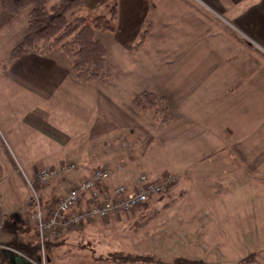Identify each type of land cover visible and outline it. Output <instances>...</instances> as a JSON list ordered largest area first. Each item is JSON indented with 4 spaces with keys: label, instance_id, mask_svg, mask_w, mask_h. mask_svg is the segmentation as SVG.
Listing matches in <instances>:
<instances>
[{
    "label": "crops",
    "instance_id": "0c3cea01",
    "mask_svg": "<svg viewBox=\"0 0 264 264\" xmlns=\"http://www.w3.org/2000/svg\"><path fill=\"white\" fill-rule=\"evenodd\" d=\"M149 1L118 0L115 30L105 33L126 68L93 81L106 77L112 81L108 86L86 88L71 76L58 50L30 51L11 60L0 71V123L30 137L36 133L42 143L43 159L29 160V172L38 162L73 161L75 171L88 178L96 167L123 158L141 163L148 173H162L165 169L148 156L160 122L148 111H136L132 100L143 90L165 95L173 121L163 129L173 134L176 145L164 167L182 176L164 200L151 201H173V212H165L161 222L173 229H165L160 251L220 263L224 254H249L252 246L254 264H264V0ZM22 13L11 15L0 4V53L25 36L28 16ZM149 13L145 41L137 47ZM101 40L109 54V44ZM150 66L157 69L137 73ZM25 139L19 136L18 141ZM186 141L191 143L183 150ZM243 185L253 190L252 204L261 213H227L225 206L246 204L239 197ZM182 186L197 195L205 190V198L177 197ZM212 192L219 195L211 201ZM204 206L206 214L201 213ZM231 217L236 221L232 229ZM0 264H10L3 253Z\"/></svg>",
    "mask_w": 264,
    "mask_h": 264
},
{
    "label": "rangeland",
    "instance_id": "374dc122",
    "mask_svg": "<svg viewBox=\"0 0 264 264\" xmlns=\"http://www.w3.org/2000/svg\"><path fill=\"white\" fill-rule=\"evenodd\" d=\"M106 1L108 0H84L85 9L82 13L86 17L87 23H92L97 16L102 14L110 16L108 13L109 10L106 7L107 4L112 5L114 2H117L118 10V0H111L103 5H99L97 3ZM145 2L148 4L150 1L145 0ZM137 4H142V0H138ZM20 13H22L21 16L24 17L27 15L29 21L28 9L22 10L16 14H9L17 15ZM118 14L119 12L117 13V18L113 20L114 29H97L95 30V38L99 40L103 39L107 44H109V40L108 37H106L105 32L110 34V31L115 30V22L118 19ZM21 18L23 17H20V25L22 23ZM151 19L150 13L145 15V25L142 27L137 42L135 43L137 47L141 46L145 41L148 29L147 27L149 26L148 23L151 22ZM27 30L28 23L26 33ZM142 34H144V37H142ZM16 45L14 44V47ZM11 50H6L4 54L3 52L0 53V71L7 70L10 61L14 60L10 57ZM57 50L66 57L70 74L73 77L71 73V64L74 59L65 54L59 47H56L51 51ZM110 60L113 61V65H111ZM123 61L124 59L121 57V54L115 51L112 44H109V54L107 48V65L105 73L99 78H102L107 74L113 75L117 72V69L126 68L125 63H121ZM146 68H144V74L140 71L137 73L145 76L149 75L147 70L154 71L157 69L156 66ZM73 78L77 80L75 77ZM99 78L93 81H96ZM106 79L108 78L105 77L101 79L102 81L95 83H93V81L86 82L85 86L90 89L88 85H91L90 90L94 91V85L99 84L108 86L112 82ZM149 86L154 88L152 82H149ZM104 89H106L105 86ZM144 91L152 90H143L142 92ZM152 92L156 93L155 91ZM156 94L164 98V104L160 102L156 107L147 109H138L134 106L133 107L136 111H148L150 114L149 116H155V118L159 120L160 125H158V129L155 132L157 138L149 142L148 156H154L156 164L163 167L165 170L162 173L151 174L150 172L148 173L144 171L145 169L141 167V163L127 161L122 158L113 165L101 166L111 169L112 175L106 184L101 185L100 188L105 196H110L112 195L113 189L118 185H124L132 190L140 189L141 184L139 179L142 175H147L151 181H166L168 176H172V180L165 183L162 192L152 194L149 200L144 204L137 205L130 210L113 212L107 217L88 219L80 224L73 223L61 231L52 230L56 234H53L51 230L41 231L40 221L38 218L39 211L42 213L43 222H46L56 209L59 201L69 192L70 189L86 179L85 176L87 175L81 173L79 170L75 171L77 167L73 161H66L59 164L38 162L33 166L34 171L29 172L26 168V164L29 160L43 159V157H39L43 151L40 147L42 143H40V141L37 142L36 133L32 134V137H30L28 132H21L18 131V129L17 131H13L11 130V126L5 125L1 121L0 166L3 165L5 170L2 173L0 172V251L6 247L15 248L24 255H27L33 261V264H170L173 263L176 258H184L181 256L173 257L172 255L168 256L163 254V252L160 251L161 247L158 244L160 241L164 242L163 240L167 235V230L172 228L170 225L166 228L165 225H161V222L162 218L166 215L165 212H173L171 211V204L173 201L171 200L168 205L166 204L168 202H162V205L151 204L153 203L151 201L154 199L159 198L158 200H164L182 176L181 173H177L171 168L164 167L172 158L171 154L175 149L174 147L176 145V141L173 139V134H171L167 128L163 129L164 125L166 126L173 121V115L169 108L167 98L165 95ZM122 96L125 95L121 94L120 97ZM123 100L125 101V97ZM165 106L172 117V120L168 123H163V114L158 112V109ZM19 136L26 139L22 142L18 141ZM190 143V141L183 142V150L188 149ZM32 145L34 147H32ZM49 150L54 151L53 145L49 147ZM46 151L45 155L48 154ZM36 156H38V158H35ZM44 157L46 159L49 156ZM12 163H15V165ZM71 163L75 164V169L67 174H60L49 179H41L38 176L39 172L44 168H55L60 167L63 164ZM35 180L40 183V188L38 190L33 187V182ZM85 193H87V197L84 198V196L81 195L80 202L72 208V213L83 211L89 207V193ZM239 193L240 198H246V204L238 205V207L235 205L225 206L227 208V213L231 216L239 213L253 216V214L257 211L258 213L262 212L257 210V207L252 204V198H250V195H252L253 190H251V188H248L247 185H243L239 190ZM176 194L177 197L180 196L183 200L190 199L192 196H195L197 199L205 198V190H203L202 195H197L194 190H189L188 187L184 186L179 187ZM216 195L219 194H216L215 192L210 194L209 197H213L211 198V201L215 199L214 196ZM257 206L259 208L262 207L261 204ZM207 211V206H204L201 209V213L203 214H206ZM261 215L264 216V213L262 212ZM251 222V227H253V220ZM263 223L264 221H261V224ZM235 224L236 221L233 217H231L229 221V228L232 229ZM245 224L248 225L249 222L247 221ZM227 240L228 242H233L230 237H228ZM15 243L23 244V247L26 246V249L35 246L38 247V245L41 247L34 255H29L28 249L18 248V246H15ZM249 250V254L246 251V253L238 252L235 254H224L223 257L221 256L219 258L220 263L207 262L204 260L199 261L208 264H254V250L252 249V246L248 247V251ZM184 259L190 261L197 260L188 258Z\"/></svg>",
    "mask_w": 264,
    "mask_h": 264
},
{
    "label": "trees",
    "instance_id": "16d2710c",
    "mask_svg": "<svg viewBox=\"0 0 264 264\" xmlns=\"http://www.w3.org/2000/svg\"><path fill=\"white\" fill-rule=\"evenodd\" d=\"M0 2L11 14L29 10L27 33L23 40L11 50V59H17L30 51L45 54L59 47L74 59L71 64V73L78 81L86 83L104 75L107 65V48L101 40L95 38V30L114 29L113 20L117 18L118 13L117 2L106 5L110 16L99 15L92 23H87L82 13L85 9L84 0H0ZM160 102L164 104L163 97L152 91H144L133 100L132 104L135 108L147 109L156 107ZM158 112L163 114V123L172 120L166 106L158 109ZM12 164L15 165V163ZM33 187L38 190L40 183L35 180ZM15 246L21 249L26 247H23L21 243H15ZM40 247L38 245V247L27 248L29 255H34ZM0 252L4 254L3 249ZM170 264L208 263L176 258Z\"/></svg>",
    "mask_w": 264,
    "mask_h": 264
},
{
    "label": "built area",
    "instance_id": "2783aa9c",
    "mask_svg": "<svg viewBox=\"0 0 264 264\" xmlns=\"http://www.w3.org/2000/svg\"><path fill=\"white\" fill-rule=\"evenodd\" d=\"M74 169L75 164L73 163L63 164L60 167L44 168L39 172L38 176L41 179H49L60 174H67ZM111 175V169L98 167L94 169L90 177L69 190L59 201L56 209L46 222H43L42 213L39 211L38 218L41 231H61L73 223L80 224L88 219L107 217L116 211L130 210L137 205L146 203L152 194L162 192L165 183L172 180V176H168L166 181L157 182L151 181L147 175H142L139 179L140 189L132 190L124 185H118L113 189L112 195L105 196L100 186L106 184ZM83 192L89 193V207L83 211L72 213V208L80 202ZM53 234L56 233L53 232Z\"/></svg>",
    "mask_w": 264,
    "mask_h": 264
},
{
    "label": "water",
    "instance_id": "95a60500",
    "mask_svg": "<svg viewBox=\"0 0 264 264\" xmlns=\"http://www.w3.org/2000/svg\"><path fill=\"white\" fill-rule=\"evenodd\" d=\"M3 252L10 264H33V261L27 255H24L15 248L6 247L3 249Z\"/></svg>",
    "mask_w": 264,
    "mask_h": 264
}]
</instances>
